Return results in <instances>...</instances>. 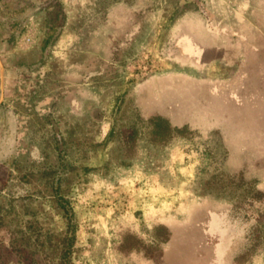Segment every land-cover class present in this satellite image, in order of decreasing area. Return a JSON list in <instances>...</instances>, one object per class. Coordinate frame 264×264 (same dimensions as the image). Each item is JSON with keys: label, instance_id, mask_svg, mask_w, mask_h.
<instances>
[{"label": "rangeland", "instance_id": "obj_1", "mask_svg": "<svg viewBox=\"0 0 264 264\" xmlns=\"http://www.w3.org/2000/svg\"><path fill=\"white\" fill-rule=\"evenodd\" d=\"M260 73L264 0H0V264H264Z\"/></svg>", "mask_w": 264, "mask_h": 264}, {"label": "crops", "instance_id": "obj_2", "mask_svg": "<svg viewBox=\"0 0 264 264\" xmlns=\"http://www.w3.org/2000/svg\"><path fill=\"white\" fill-rule=\"evenodd\" d=\"M202 31L203 34L199 37L190 32L183 33L178 37L175 42L177 58L200 64L214 63L217 61L231 62L234 60L231 55L232 51L223 42V38L226 35L222 33V28L216 21L212 20L210 27L206 25ZM251 52L253 55L257 54V57L262 54L259 48H254ZM249 58L252 57L246 53L243 54L240 65L243 67V64ZM244 73H247L244 76V80H248L250 78L248 70L244 71ZM260 76L261 80H264V73H260Z\"/></svg>", "mask_w": 264, "mask_h": 264}, {"label": "trees", "instance_id": "obj_3", "mask_svg": "<svg viewBox=\"0 0 264 264\" xmlns=\"http://www.w3.org/2000/svg\"><path fill=\"white\" fill-rule=\"evenodd\" d=\"M70 243H71V242H70V239H69L67 245L69 246ZM62 257H65V258L67 257V251H65V252L63 253V256H62Z\"/></svg>", "mask_w": 264, "mask_h": 264}]
</instances>
